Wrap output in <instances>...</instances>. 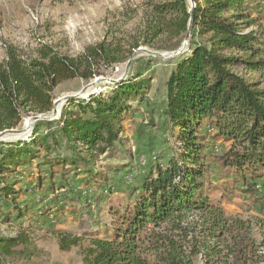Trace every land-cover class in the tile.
<instances>
[{
    "label": "trees",
    "instance_id": "trees-1",
    "mask_svg": "<svg viewBox=\"0 0 264 264\" xmlns=\"http://www.w3.org/2000/svg\"><path fill=\"white\" fill-rule=\"evenodd\" d=\"M193 1L189 11L187 0H146L142 40L134 39L131 45L115 38L103 39L69 56L48 45H40L34 55H28L4 44L0 132L17 127L25 116L48 113L54 89L64 80L79 77L88 81L105 68L127 61L138 47L153 46L162 38L175 42L166 50L177 49L190 25L189 45L174 59L159 102L160 127L172 141L170 155L157 156L154 166L122 193L127 201L117 206L106 204L109 225L84 234L88 244L82 251V264H193L196 254L204 258L203 264H211L219 249L207 245L206 235L202 241L195 237L196 229L187 221L191 214H206L211 237L227 231L224 209L214 199L220 187L210 184L209 164L219 160L233 172L231 183L242 184L253 195L259 186L264 187V88L233 70L238 64L252 72L264 70V31L260 25L252 28L257 20L247 9L249 0ZM137 78L121 80L110 91L91 94L88 99H68L57 119L37 121L56 125L65 153L57 151L55 131L43 133L34 128L27 141H0V224L14 228L12 234L0 233V256H33L37 252L33 230L49 222L48 214L56 217L64 211L62 203H51L48 208L40 203L37 215L29 214L32 202L23 196L29 188L42 187V174L50 180V189L55 185L53 180L59 179L55 191L61 198L76 194L70 180L81 175L77 182L97 190L84 196L87 207L111 197L113 174L132 171L131 159L115 166H99L97 162L112 156L116 144L125 146L120 135L124 118L149 103L150 78ZM155 111L150 109L149 125ZM211 129L215 134L205 144ZM217 141L227 144L220 154L212 151ZM53 147L56 153L49 157ZM39 148L46 153L42 157ZM124 150L129 153V149ZM36 158H40L38 174L32 187L33 181L21 179L17 168L29 167ZM207 180L210 185L205 186ZM256 199L263 205L264 193ZM55 234L62 251L84 239L69 231Z\"/></svg>",
    "mask_w": 264,
    "mask_h": 264
},
{
    "label": "rangeland",
    "instance_id": "rangeland-1",
    "mask_svg": "<svg viewBox=\"0 0 264 264\" xmlns=\"http://www.w3.org/2000/svg\"><path fill=\"white\" fill-rule=\"evenodd\" d=\"M187 5L191 6L190 0H187ZM145 8L146 0H0V61L5 56L4 44L8 43L28 55H34L40 45H48L59 54L69 56H76L86 46L103 39L115 38L123 41V44H127L126 41H128V45H131L134 39L142 40L140 29L143 26ZM247 9L251 17L257 20V24L252 28L259 29L260 25L261 30L264 31V0H249ZM260 37L262 36L260 35ZM173 43H175L174 40L162 38L153 46L138 47L158 52L163 57L146 52L132 57V53L128 58L129 60L132 57L128 68L126 67L127 60L105 68L101 75L88 81L75 77L64 80L56 86L53 92L56 112L53 113V109H51L42 115L46 119L39 120L57 119L68 99L77 101L88 99L91 94L108 92L113 85L121 80L137 77V79L150 78L147 90L149 103L141 104L136 110L137 112L127 114L122 122L120 135L125 146L121 147L116 144L112 156L109 158L103 156L97 162L99 166H115L127 164L131 159L134 168L129 173L123 171L113 174L114 183L111 184V197L106 202L102 200L98 205L88 202L90 206L87 207L83 200L84 196L88 193L96 194L97 190H88L83 183L77 182L82 177L81 175L70 180V186L73 187L76 194L72 197L61 198L55 191L59 179L53 180L55 185L52 190L50 189V180L42 174V187L40 189L29 188L23 196L25 200L32 202L29 214L35 216L36 210L40 207L37 205L40 203L41 206L48 205L47 208L51 207V203H62L65 205L64 211L58 213L56 217L48 214L49 222H45V226L33 230L32 243L37 247V252L33 256L28 259L0 256V264H82V251L88 244V237L84 234L95 230L102 231L109 225L110 217L106 204L111 203L117 206L127 201L122 193L135 185L149 167L154 166L158 159L157 156L163 155L166 158L170 155L168 147L171 146L172 141L165 138L166 134H163V129L160 127L158 112L161 104L159 102L165 93V81L174 67V59L179 55L171 56V54L182 45H187L184 36L177 49H165ZM262 48L264 56V45ZM233 70L240 73L248 82L257 83L259 87L264 88V70L252 72L240 64ZM113 80H118V82ZM150 109L156 110L152 116V125L147 123L150 118ZM32 116L34 115L25 116L14 129L25 128ZM39 120L32 121L27 131L6 134L0 138V141L5 144L27 141L34 128L43 133L55 131L59 142L57 151L65 153L64 140L57 132L56 125L54 123L50 125L37 123ZM204 128L205 126L201 131H204ZM209 132L210 135L206 136L204 140L205 144L215 134L214 129ZM226 146V143L221 144L217 141L212 151L214 154H220ZM39 149V157L46 154L43 148ZM124 149H129V153ZM55 153L53 147L47 154L52 157ZM128 154L131 155V158L128 157ZM38 159L40 158L33 160L27 168H23V166L17 168L22 175V178L21 176L18 178L24 179V181H33L32 187L38 174L36 168ZM208 178H210L211 185L220 187L214 192V199L224 209L228 223L227 231L222 236L217 234L216 237H211L207 229L209 216L206 214L201 216L197 213L191 214L187 221L195 227V237H199L202 241V235H206L207 245L210 248L217 247L219 249L218 256H214L211 264H264V204L262 205L256 199L263 195L264 187L259 186L253 195L247 192L242 184H232L233 172L229 171V168L223 167L219 160L209 164ZM257 183L261 184V180H258ZM43 198L45 199L43 200ZM64 201L67 203L65 204ZM92 221H97V223L94 224ZM60 230L69 231L74 235L84 237V239L78 246H74L68 251H62L58 248L55 234ZM13 232L14 228L0 224V233L9 235ZM232 236L235 237L232 238ZM203 259L201 254H196L192 257V263L203 264Z\"/></svg>",
    "mask_w": 264,
    "mask_h": 264
},
{
    "label": "water",
    "instance_id": "water-1",
    "mask_svg": "<svg viewBox=\"0 0 264 264\" xmlns=\"http://www.w3.org/2000/svg\"><path fill=\"white\" fill-rule=\"evenodd\" d=\"M190 2H191V6H190L189 11H191L193 6H194V1L190 0ZM189 30H190V25L188 26V30H187L186 35H185V42H186L187 45L186 46L182 45L178 50H176L173 54H171V56H175L177 54H180L182 51H184L186 49V47H188V45H189ZM142 52H146V53H149V54H152V55L163 57V55L158 53V52H152V51H149V50H146V49H143V48H138L135 52H133L132 57H134L135 55H137L139 53H142ZM131 58L127 61V64H126L127 68H128V66L130 64ZM113 81L114 82H118V80H116V81L113 80ZM84 90H85V88L83 89V91ZM52 109H53V113H55L56 110L54 109V103H53ZM42 115H44V114H39V115L32 116L28 120V122L26 123L25 128H23L22 130H16L14 128H11V129H5V130L1 131L0 132V138L3 137L6 134H9V133H22V132L27 131V129H29V126L32 123V121L39 120V119H46V118H43Z\"/></svg>",
    "mask_w": 264,
    "mask_h": 264
},
{
    "label": "built area",
    "instance_id": "built-area-1",
    "mask_svg": "<svg viewBox=\"0 0 264 264\" xmlns=\"http://www.w3.org/2000/svg\"><path fill=\"white\" fill-rule=\"evenodd\" d=\"M258 187V186H257Z\"/></svg>",
    "mask_w": 264,
    "mask_h": 264
}]
</instances>
